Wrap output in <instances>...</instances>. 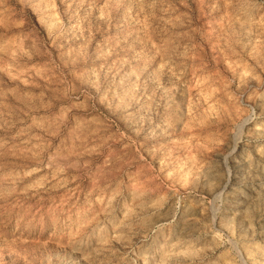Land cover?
<instances>
[{
  "label": "rangeland",
  "instance_id": "obj_1",
  "mask_svg": "<svg viewBox=\"0 0 264 264\" xmlns=\"http://www.w3.org/2000/svg\"><path fill=\"white\" fill-rule=\"evenodd\" d=\"M0 264H264V0H0Z\"/></svg>",
  "mask_w": 264,
  "mask_h": 264
}]
</instances>
